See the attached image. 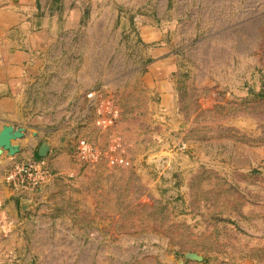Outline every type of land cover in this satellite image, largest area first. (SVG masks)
<instances>
[{
  "label": "rangeland",
  "instance_id": "1",
  "mask_svg": "<svg viewBox=\"0 0 264 264\" xmlns=\"http://www.w3.org/2000/svg\"><path fill=\"white\" fill-rule=\"evenodd\" d=\"M48 5L38 3L36 26L46 13L63 26L74 7L80 27L57 66L75 81L53 87L111 97L120 119L110 133L131 162L84 165L75 138L67 173L0 202V264H264V0ZM146 27L161 38L146 41ZM166 57L171 111L144 81ZM89 109L77 116L81 137L105 145Z\"/></svg>",
  "mask_w": 264,
  "mask_h": 264
},
{
  "label": "crops",
  "instance_id": "2",
  "mask_svg": "<svg viewBox=\"0 0 264 264\" xmlns=\"http://www.w3.org/2000/svg\"><path fill=\"white\" fill-rule=\"evenodd\" d=\"M48 1L0 0V132L4 126L12 125L23 128L25 133L22 138L12 141L19 147L16 155H10L8 150L0 154V202L6 198L23 201L31 195L30 192L16 194L6 184V172L14 162L46 159L51 171L44 183L46 185L72 168L67 151L74 139L83 136L86 131L81 126L86 122H80L77 116L87 100H76L75 95L64 86L59 89L53 87L57 82L75 81V77L69 75L59 79L57 66L64 60L65 35H72L73 38L79 32L80 27L75 25L78 12L72 7L63 26L58 25L59 14L50 17L46 13L42 25L36 26L38 3H42V9L47 11L49 5L45 6ZM142 33L146 41L161 38L160 31L155 27H146ZM162 50L154 49L153 54H160ZM171 64L170 57L162 58L149 68L144 77L147 86L162 97V104L168 111L174 106L172 87L165 80ZM155 66L160 67L158 72ZM40 99L48 100L41 103ZM87 107L90 108L88 104ZM90 125L92 128L89 131L94 132L93 136L101 137L103 132ZM127 133L125 136L130 140ZM45 143L49 145V150L46 157H41L39 151Z\"/></svg>",
  "mask_w": 264,
  "mask_h": 264
},
{
  "label": "built area",
  "instance_id": "3",
  "mask_svg": "<svg viewBox=\"0 0 264 264\" xmlns=\"http://www.w3.org/2000/svg\"><path fill=\"white\" fill-rule=\"evenodd\" d=\"M85 98L90 109L95 112L94 125L109 134L120 119V109L100 89L90 90ZM125 153L123 140L111 133L105 145L85 137H79L74 145V158L84 165L105 161L110 166L126 167L131 161ZM50 175L44 158L17 161L6 172L5 182L15 191H35L41 189Z\"/></svg>",
  "mask_w": 264,
  "mask_h": 264
},
{
  "label": "water",
  "instance_id": "4",
  "mask_svg": "<svg viewBox=\"0 0 264 264\" xmlns=\"http://www.w3.org/2000/svg\"><path fill=\"white\" fill-rule=\"evenodd\" d=\"M23 128H15L12 125H6L0 132V154L4 150H8L10 155L14 156L19 152V147L12 143L13 140L20 139L24 136ZM49 150L48 144H43L40 148L39 155L41 157H46ZM189 257L192 259H196L198 261H202L203 257L197 254H189Z\"/></svg>",
  "mask_w": 264,
  "mask_h": 264
}]
</instances>
